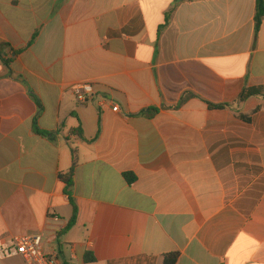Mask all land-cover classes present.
I'll use <instances>...</instances> for the list:
<instances>
[{
  "label": "crops",
  "instance_id": "0c3cea01",
  "mask_svg": "<svg viewBox=\"0 0 264 264\" xmlns=\"http://www.w3.org/2000/svg\"><path fill=\"white\" fill-rule=\"evenodd\" d=\"M255 12L256 0H0V240L43 235L63 264H264ZM75 83L93 86L83 104ZM244 89L262 94L238 102Z\"/></svg>",
  "mask_w": 264,
  "mask_h": 264
},
{
  "label": "built area",
  "instance_id": "2783aa9c",
  "mask_svg": "<svg viewBox=\"0 0 264 264\" xmlns=\"http://www.w3.org/2000/svg\"><path fill=\"white\" fill-rule=\"evenodd\" d=\"M70 92L77 103H85L93 94L90 83H75L70 86ZM112 112L118 111V106L110 102ZM20 258L23 264H63L55 249L45 250L43 235L12 236L0 240V259Z\"/></svg>",
  "mask_w": 264,
  "mask_h": 264
},
{
  "label": "trees",
  "instance_id": "16d2710c",
  "mask_svg": "<svg viewBox=\"0 0 264 264\" xmlns=\"http://www.w3.org/2000/svg\"><path fill=\"white\" fill-rule=\"evenodd\" d=\"M262 19H264V0H256V12H255V30L256 31L259 29ZM166 20H167V17H166ZM36 36H37V32L33 36L31 42L36 38ZM31 42L29 43V45L31 44ZM3 63L6 65V67H9L10 61L3 60ZM260 94H262V90H259V89H244L238 97V102H243L244 100L248 99L251 96L260 95ZM33 99L39 106L38 100L35 97ZM208 106L211 108H222L223 107V105H210V104ZM149 112H155V110L151 109L149 110ZM72 133L78 136L79 139L84 140L82 131L80 128L73 130ZM72 160H73V164H72L71 169L66 174H60L59 176L60 180L64 183L67 192H69L73 184V170L75 168V151H72ZM123 177L128 184H132L135 180L134 176L129 173L123 174ZM75 215H76V210L74 208L73 216H72L69 226L73 224L75 220ZM178 257H179L178 253H170V254L164 255L162 257L163 264H175L178 260ZM85 262L92 263L94 262V260L91 256L88 255L85 258Z\"/></svg>",
  "mask_w": 264,
  "mask_h": 264
},
{
  "label": "rangeland",
  "instance_id": "374dc122",
  "mask_svg": "<svg viewBox=\"0 0 264 264\" xmlns=\"http://www.w3.org/2000/svg\"><path fill=\"white\" fill-rule=\"evenodd\" d=\"M0 264H23L22 260L18 257L9 259H0Z\"/></svg>",
  "mask_w": 264,
  "mask_h": 264
}]
</instances>
